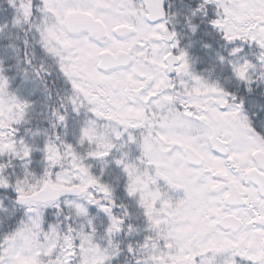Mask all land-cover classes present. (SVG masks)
<instances>
[{
	"label": "snow or ice",
	"instance_id": "6c2138e0",
	"mask_svg": "<svg viewBox=\"0 0 264 264\" xmlns=\"http://www.w3.org/2000/svg\"><path fill=\"white\" fill-rule=\"evenodd\" d=\"M0 264H264V0H0Z\"/></svg>",
	"mask_w": 264,
	"mask_h": 264
}]
</instances>
